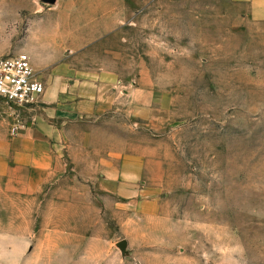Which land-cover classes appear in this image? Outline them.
Returning <instances> with one entry per match:
<instances>
[{
	"label": "rangeland",
	"instance_id": "obj_1",
	"mask_svg": "<svg viewBox=\"0 0 264 264\" xmlns=\"http://www.w3.org/2000/svg\"><path fill=\"white\" fill-rule=\"evenodd\" d=\"M21 53L43 83L111 85L112 109L67 120V138L95 133L145 172L125 198L69 158L37 190L27 172L0 178V264H264V25L245 8L0 0V58ZM45 106L0 104V127L18 137Z\"/></svg>",
	"mask_w": 264,
	"mask_h": 264
},
{
	"label": "crops",
	"instance_id": "obj_2",
	"mask_svg": "<svg viewBox=\"0 0 264 264\" xmlns=\"http://www.w3.org/2000/svg\"><path fill=\"white\" fill-rule=\"evenodd\" d=\"M229 1L245 8L253 22L264 25V0ZM52 70L54 74L63 68ZM44 86L40 105L46 106L40 108L42 111L35 114L20 136L9 138L0 127V178L11 172H27L33 190H37L53 181L61 171L63 159L69 158L76 171L85 167L80 176L98 183L103 191L120 198L138 196L145 172L143 154L111 152L110 145L102 146L92 132L83 133L79 142L70 143L65 131L67 120H93L109 112L116 99L112 86L88 78H48Z\"/></svg>",
	"mask_w": 264,
	"mask_h": 264
},
{
	"label": "built area",
	"instance_id": "obj_3",
	"mask_svg": "<svg viewBox=\"0 0 264 264\" xmlns=\"http://www.w3.org/2000/svg\"><path fill=\"white\" fill-rule=\"evenodd\" d=\"M44 94V83L26 53L0 58V104L30 110L41 103ZM24 129L19 123L10 132L16 136Z\"/></svg>",
	"mask_w": 264,
	"mask_h": 264
},
{
	"label": "water",
	"instance_id": "obj_4",
	"mask_svg": "<svg viewBox=\"0 0 264 264\" xmlns=\"http://www.w3.org/2000/svg\"><path fill=\"white\" fill-rule=\"evenodd\" d=\"M43 3L49 4V5H53L56 0H41ZM123 246V245H122Z\"/></svg>",
	"mask_w": 264,
	"mask_h": 264
}]
</instances>
